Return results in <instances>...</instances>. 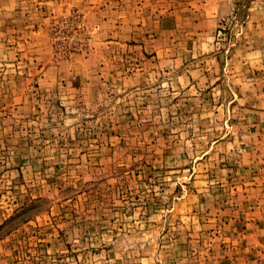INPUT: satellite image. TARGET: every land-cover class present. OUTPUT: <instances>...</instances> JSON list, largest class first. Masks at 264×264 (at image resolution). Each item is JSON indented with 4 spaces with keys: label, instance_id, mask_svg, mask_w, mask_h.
I'll use <instances>...</instances> for the list:
<instances>
[{
    "label": "rangeland",
    "instance_id": "1",
    "mask_svg": "<svg viewBox=\"0 0 264 264\" xmlns=\"http://www.w3.org/2000/svg\"><path fill=\"white\" fill-rule=\"evenodd\" d=\"M0 264H264V0H0Z\"/></svg>",
    "mask_w": 264,
    "mask_h": 264
}]
</instances>
